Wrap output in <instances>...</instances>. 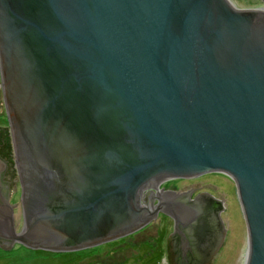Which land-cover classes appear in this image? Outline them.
Instances as JSON below:
<instances>
[{"label": "water", "instance_id": "1", "mask_svg": "<svg viewBox=\"0 0 264 264\" xmlns=\"http://www.w3.org/2000/svg\"><path fill=\"white\" fill-rule=\"evenodd\" d=\"M0 87L22 210L16 232L9 184L1 249L80 252L162 213L168 264H212L219 201L197 192L186 207L163 187L215 172L235 184L246 264H264V13L227 0H0Z\"/></svg>", "mask_w": 264, "mask_h": 264}, {"label": "rangeland", "instance_id": "2", "mask_svg": "<svg viewBox=\"0 0 264 264\" xmlns=\"http://www.w3.org/2000/svg\"><path fill=\"white\" fill-rule=\"evenodd\" d=\"M231 1V0H230ZM232 2V1H231ZM233 3V2H232ZM233 5L240 10H252L264 7V2L258 5ZM4 130H2V129ZM0 138L3 140L0 147L2 161L7 165V181L10 187V206L13 211L16 232L22 229V210L20 204V186L14 165L13 148L10 131L7 124L3 97L0 87ZM6 180V177H5ZM150 189V188H149ZM163 190L180 197L181 194H190L193 199L197 192H207L219 201L222 209L218 212L220 222L224 226L223 244L212 264H244V255L247 250V231L241 207L238 201L236 187L232 179L221 173H208L193 179H174L167 182ZM185 192V193H184ZM186 194V195H187ZM176 204H179L176 203ZM171 219V218H170ZM168 217H159L147 227L123 241L111 242L95 247L93 250L81 254L70 264H168L166 259L165 241L173 232L172 220ZM162 244L160 261L155 260L156 250L148 246L141 249L138 245L146 241L150 243L160 238ZM110 252L112 254L110 255ZM76 253V252H74ZM53 254V253H51ZM56 254V253H55ZM64 254V253H63ZM61 254L51 256L41 250H30L22 246L16 249L3 250L0 248V264H56L67 261ZM66 254V253H65Z\"/></svg>", "mask_w": 264, "mask_h": 264}, {"label": "flooded vegetation", "instance_id": "3", "mask_svg": "<svg viewBox=\"0 0 264 264\" xmlns=\"http://www.w3.org/2000/svg\"><path fill=\"white\" fill-rule=\"evenodd\" d=\"M8 124V123H7ZM2 129V128H1ZM2 130H4V129H2ZM2 130H0V132L2 131ZM2 142H3V140L0 138V147L2 146ZM1 151V150H0ZM0 157H1V154H0ZM1 159V158H0ZM5 171H3V172H1V168H0V193H1V195L2 196H4V195H6V197H7V199H8V201H9V195H7L8 194V191H9V189H8V186H9V183H8V181H7V176H6V180L4 179L5 177H4V173ZM185 193V192H184ZM169 194V193H168ZM187 193H185V195H183V194H181V196H182V198H180V202L182 203V205L183 206H190L191 204H189L191 201H192V199L191 198H189V195L190 194H187ZM171 197L172 196H175L176 198H178V196L177 195H173V194H169ZM175 198V199H176ZM213 206L214 207H216L217 206V203H213ZM212 206V207H213ZM210 209V208H209ZM159 217H161V219L163 218V217H168V216H166V215H164V214H162V213H159L158 214V217L155 219V220H157ZM169 219H170V217H168ZM170 220H172V219H170ZM152 223V222H151ZM150 223V224H151ZM172 225H173V231H174V221L172 220ZM176 235V234H175ZM128 238H130V237H128ZM121 241H123V240H125L124 238L123 239H120ZM172 240V239H171ZM118 240H116V242H117ZM173 241V240H172ZM113 242H115V241H113ZM111 243V242H110ZM107 244V243H106ZM143 244H150L151 246H154V243L153 242H149V241H146V243L144 242ZM143 244H140V245H138V247L140 248L141 246H143ZM170 245H171V247L173 248V245H174V242H171L170 241ZM143 249H144V247H142ZM173 251V249H171V252ZM112 254V252H110V255ZM172 254V253H171ZM177 256H178V254H177ZM185 255H183V253L182 254H180V256H179V259H173V261H172V264H194L195 262H193V260H190V258H193L190 254L187 256L188 257V259L186 258V257H184ZM124 263V261L122 262V264Z\"/></svg>", "mask_w": 264, "mask_h": 264}, {"label": "trees", "instance_id": "4", "mask_svg": "<svg viewBox=\"0 0 264 264\" xmlns=\"http://www.w3.org/2000/svg\"><path fill=\"white\" fill-rule=\"evenodd\" d=\"M158 240L154 241V247H152L153 249L156 250V256H155V260L158 262L160 261V257L162 255V250H161V247L160 245L162 244L161 242V238L160 235L158 236ZM148 246H151L150 244H143V246H141L140 248L142 249V247H144V249ZM94 248H92L91 250H93ZM91 250H88V251H91ZM85 251H80V252H76V253H66V254H63L61 255L62 258H65L66 257V260L67 261H60L59 263H56V264H70V262L74 259H77L81 254H83ZM51 256H54V255H57L55 253L51 254V252H48ZM54 264V263H52Z\"/></svg>", "mask_w": 264, "mask_h": 264}, {"label": "bare ground", "instance_id": "5", "mask_svg": "<svg viewBox=\"0 0 264 264\" xmlns=\"http://www.w3.org/2000/svg\"><path fill=\"white\" fill-rule=\"evenodd\" d=\"M227 1H228V3L231 5L232 8H234V9H238V8H236V7L233 5V3H232L230 0H227ZM238 10H239V9H238ZM255 10H258L259 12L264 13V7L259 8V9H255ZM150 187H152V188L157 187V183H153L152 185H150ZM163 195H164V193H163ZM163 198L168 199L169 196H164ZM170 198H171V196H170ZM172 198L175 199L174 196H172ZM247 259H248V250H246V253H245V255H244V264L247 263Z\"/></svg>", "mask_w": 264, "mask_h": 264}]
</instances>
